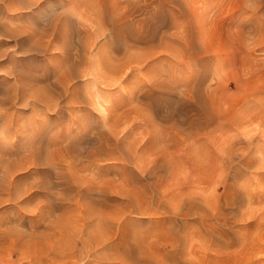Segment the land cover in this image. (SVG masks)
Masks as SVG:
<instances>
[{
  "label": "rangeland",
  "instance_id": "1",
  "mask_svg": "<svg viewBox=\"0 0 264 264\" xmlns=\"http://www.w3.org/2000/svg\"><path fill=\"white\" fill-rule=\"evenodd\" d=\"M37 1L72 11L73 34L90 13V61L135 62L109 85L88 63L74 124L63 97L57 114L8 95L11 142L24 121L44 126L8 151L21 163L0 180V264H264V0ZM22 10L0 17L41 25ZM14 39L0 86L50 84L53 50Z\"/></svg>",
  "mask_w": 264,
  "mask_h": 264
},
{
  "label": "bare ground",
  "instance_id": "2",
  "mask_svg": "<svg viewBox=\"0 0 264 264\" xmlns=\"http://www.w3.org/2000/svg\"><path fill=\"white\" fill-rule=\"evenodd\" d=\"M24 2H26V1H24ZM87 2H88V0H86V3L83 0V2H82V4H83L82 6H84L83 10H85V8L90 6L87 4ZM36 3H38L37 0L28 1L26 4L21 3L18 0H9L8 3H6L5 0H0V11L5 10L8 12V15H9V12H11V11H14L16 13L18 12L19 14H21L24 12L22 10V8L25 9L27 7H31V6L35 5L36 9H38V13L42 14V16H43V21H42L40 26H35L34 24L33 25L29 24L30 26L27 25V27L19 26V25H17V27H15V26L13 27L14 23H12L13 24L12 27L7 26L4 23V21H2V17H0V43H1V39L2 38L4 39V37H7V36L8 37H15L14 40H16V38H21V39H23V41L21 43L29 42V41L32 42L36 39V41H35L36 47L39 48V46H42V47H45L47 49H51V50H53V55H55V57H52L54 60V64L52 65V67L51 68H50V66L45 67L43 69L42 74H41L42 77L48 78V76H49L48 72L51 73L52 79L49 78V79H51L50 84H44L42 86H40V84H39L38 87H40V88H38V87L34 88L31 86H28L27 82H29V80L27 79L26 76L21 75V74H13L12 78L15 80L14 81L15 83H13L14 84L13 86L8 87V81L5 84H2L0 86V177H1L0 180H1V184H2V182L6 183L5 179H7V180L9 179V178H7V176H8L7 174H10L8 172L9 169L8 170L4 169V168H6L4 166H5V164L7 166V163L9 161L8 160V151L12 147H14V145H15L14 142L19 141L22 136H27L29 133H31V135L34 136L33 133L34 132L38 133L39 130L43 129V126H44V124H43L44 121H41L43 119H33L31 121H24V122H22V125H20V127L22 129H20L19 131H17V130L14 131V134H13L14 141L11 142L9 139L8 132L10 130L14 129V126L17 125V122L14 120L13 115L11 113H9L11 110H9V112H8L7 105H8L9 100H10L9 98L23 103L24 101H27L26 100L27 99L26 94L30 93L31 96H33L32 97L34 99L33 102L40 103L45 110H48V111L52 110V112L60 114L62 111V107H60L58 100H60L59 99L60 97H63L65 105L68 106L66 113H67L70 121L72 122V124H74V122L77 123V121H78V116L74 113V108H73V106L75 105V102H76L74 99V91L78 85L77 79L83 78L84 76L87 75L88 63L93 62L92 64L94 66H96V69H94V66H92V64L90 63L91 67H93V72H95L94 76H97V78L99 79V82H101L102 84L109 85L112 82L119 80V78H121L122 74H120V73L124 69L126 70L127 65L132 63L131 61L134 60V62H135V57L131 56V57H129L128 60H126V63H121L119 58L114 57L113 55H111V53L109 55V53H105V51L103 52L101 49L98 50L99 52L96 51V53L97 52L99 53V54L97 53L98 56L95 55L96 60L93 58L95 61L94 60L90 61L92 58L91 57V55H92L91 54V51H92L91 47H92V44H94V43H91V41L89 40V38L91 36L88 34L89 27H87L88 26L87 21H89V24L91 23L90 18H89L90 13L87 11L88 12V14H87V12L85 11V13L83 14L84 16L83 15L81 16L83 21H80L81 19L77 20V22L80 25V29L77 30L75 32V34H73L72 28H73V24L75 23L76 19L73 18L72 11H71V14H69L70 12L68 13V12L63 11V10H62V12L57 13V11L53 9L51 11V13H49V12H46V11L40 9V5L42 3H40V4L39 3L36 4ZM86 4L88 6H86ZM24 6H26V7H24ZM87 9L89 10V8H87ZM95 9H97V7H95ZM95 9H93V10H95ZM97 11L98 10H96L95 12H97ZM30 17L34 18L32 15ZM24 18H25V16H24ZM25 19H23V20H25ZM94 24H93V26H94ZM90 34H91V32H90ZM43 40H45V42H42ZM113 40L115 43V37L114 36H113ZM15 44H19V43L16 41ZM29 44L32 45L31 43H29ZM104 50H106V49L104 48ZM106 52H107V50H106ZM7 59H8V54L5 51H0V74L5 75V76H8V74H10V75L12 74V71L8 69L9 66L5 65V60H6V62H8ZM135 65H136V63H135ZM8 70H9V72H8ZM89 71H90V69H89ZM93 78L95 80L96 77H93ZM76 80H77V82H76ZM82 80H84V79H81V81ZM8 95H9V98H8ZM87 98H86V100H88ZM90 101L88 102L89 105H90ZM79 118L81 121V123H80L81 125L76 124V128H75L76 132L78 130H83L85 128V123H84L83 118H81V117H79ZM104 125L106 126V124H104ZM72 131L73 130H71V132ZM27 132H29V133H27ZM71 132H70V130H68L67 134L69 135V134H71ZM68 135L66 136V139L63 142L64 144L67 143V141L71 138ZM26 141H28V142H25V145L29 146L31 143V138H28V140L26 139ZM11 161H14V159ZM15 161H16V163H18L17 160H15ZM13 163L10 165L11 167H12ZM16 163H14V165ZM20 163H18V164H20ZM9 181H10V179H9ZM9 183H12V182L10 181Z\"/></svg>",
  "mask_w": 264,
  "mask_h": 264
}]
</instances>
